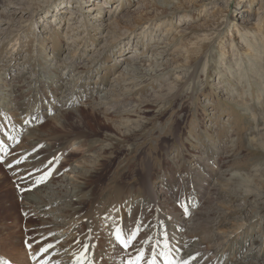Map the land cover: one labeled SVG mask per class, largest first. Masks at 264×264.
I'll use <instances>...</instances> for the list:
<instances>
[{"label":"rangeland","instance_id":"374dc122","mask_svg":"<svg viewBox=\"0 0 264 264\" xmlns=\"http://www.w3.org/2000/svg\"><path fill=\"white\" fill-rule=\"evenodd\" d=\"M263 51L264 0H0V264H264Z\"/></svg>","mask_w":264,"mask_h":264},{"label":"snow or ice","instance_id":"6c2138e0","mask_svg":"<svg viewBox=\"0 0 264 264\" xmlns=\"http://www.w3.org/2000/svg\"><path fill=\"white\" fill-rule=\"evenodd\" d=\"M137 232L133 231L131 232L127 237H125L119 228L116 229V231L114 232V236H115V240L117 243H119V245L124 248V249H128L129 246L132 244V242L136 239L137 237ZM163 246L165 251L161 252V257L164 261V264H188L187 260H183V261H178L176 260L172 255H171V249L169 247V242L167 240H165L163 242ZM52 247V245H48L47 248ZM84 250L86 251L88 246L84 245ZM47 248L42 249V251H47ZM84 253L82 252L80 254L79 257H77L79 264H84ZM143 259V250H140L138 255L135 258H129L126 261V264H140V261ZM191 259H195V257H192ZM148 264H156V259L155 257H153L151 260H149Z\"/></svg>","mask_w":264,"mask_h":264},{"label":"bare ground","instance_id":"6f19581e","mask_svg":"<svg viewBox=\"0 0 264 264\" xmlns=\"http://www.w3.org/2000/svg\"><path fill=\"white\" fill-rule=\"evenodd\" d=\"M101 4H100V1H96V6L95 7H99ZM254 17H259L258 16V13L256 12L255 13V15H254ZM263 54H264V51H263ZM152 61V60H151ZM148 63V62H147ZM152 63V62H151ZM156 66V64H151V66H149V67H147V68H145V67H140L139 69H137L139 72H141V73H143V74H145V75H147V76H151V77H153V76H155V72H154V67ZM133 72H135V71H133ZM1 90V89H0ZM74 99V98H73ZM72 100V99H71ZM69 102V101H68ZM71 102V101H70ZM73 102V101H72ZM53 104V103H52ZM3 145V144H2ZM1 145V146H2ZM66 181V180H65ZM50 191V190H49ZM155 194V193H154ZM36 197H38V198H40V199H42V197H40V196H38V195H36ZM29 204V203H28ZM35 206H36V204H35ZM35 209H36V207H34ZM44 209V207L42 206V205H40L39 207H37V209ZM56 216L57 217H60L59 215H57L56 214ZM52 224L53 225H55V223L54 222H52ZM57 225H59V223H57ZM57 225H55V226H57ZM101 246V245H100ZM97 247V246H96ZM94 248V247H93ZM67 256V255H66ZM97 255H93V256H90V255H84V257L83 258H85V261H86V259H87V261H89V260H92L93 259V257H96ZM137 255H132V256H130V258H135ZM112 258V257H111ZM72 261H75V258H72L71 259ZM128 259H126L125 261H127ZM109 261H110V259H109ZM113 261V260H112ZM103 262V261H102ZM70 264V263H69ZM106 264V263H105Z\"/></svg>","mask_w":264,"mask_h":264}]
</instances>
